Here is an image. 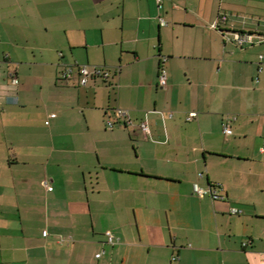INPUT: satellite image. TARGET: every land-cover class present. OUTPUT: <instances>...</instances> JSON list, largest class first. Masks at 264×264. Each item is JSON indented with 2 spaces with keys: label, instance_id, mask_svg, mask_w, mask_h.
<instances>
[{
  "label": "crops",
  "instance_id": "1",
  "mask_svg": "<svg viewBox=\"0 0 264 264\" xmlns=\"http://www.w3.org/2000/svg\"><path fill=\"white\" fill-rule=\"evenodd\" d=\"M175 1L0 0V264H264L261 13Z\"/></svg>",
  "mask_w": 264,
  "mask_h": 264
},
{
  "label": "built area",
  "instance_id": "2",
  "mask_svg": "<svg viewBox=\"0 0 264 264\" xmlns=\"http://www.w3.org/2000/svg\"><path fill=\"white\" fill-rule=\"evenodd\" d=\"M158 2L160 3L161 0H158ZM223 19H225V17H223ZM233 39L236 41L237 44L245 45V44L252 42L253 34L246 33V32H236V33H234ZM263 58H264L263 55H260V59L262 60ZM165 60L166 59L164 58L162 61L165 62ZM163 62L160 66L159 75H158V85L160 87H166L167 80H168V72H167V69L164 66ZM76 66H77V73H78L79 78H80V84H82V85L87 84V82L89 81L90 78L101 77L104 80H107L110 78V75H111L110 71L108 69H106L105 67H101V66L90 67L89 65H83V64H77ZM261 70H262V67L260 66V71ZM73 76H74V69L71 66H66L60 74V77L62 80H69ZM11 78H12V82L14 84L19 83V79L14 74L11 75ZM114 112L117 116V119L112 120L109 118L106 121V125L109 129L114 128L118 124L128 125V124L132 123V117H131L130 111L128 109H123V108L117 107L114 109ZM196 115H197L196 112H190L187 116V119L191 120ZM170 116H172V114H170ZM140 128L145 135H147L149 133V127H148L146 122H142L140 124ZM224 131L226 134L232 133V129L230 127H228L227 125L225 126ZM45 185L48 187L49 190L53 189L52 186L48 185L47 181H45ZM193 190H194V193L197 194L198 196H203V195L208 194V195L212 196L214 199L221 197L218 194L216 188H211V187L210 188H204L197 182L193 185ZM231 212L232 213H241L242 211L238 208H232ZM107 235H108V241L110 243H114L115 237L111 233V231H107ZM249 244H250V241H246L243 243L244 246H248ZM102 254H103V252H99L96 254V257L100 258L102 256Z\"/></svg>",
  "mask_w": 264,
  "mask_h": 264
},
{
  "label": "rangeland",
  "instance_id": "3",
  "mask_svg": "<svg viewBox=\"0 0 264 264\" xmlns=\"http://www.w3.org/2000/svg\"><path fill=\"white\" fill-rule=\"evenodd\" d=\"M191 2V1H200L203 5H208V7L211 6H217L219 3H223V5L232 10H248V12H251L252 9H255L257 12L261 13V16L258 17H251V15H248L246 17L242 16L241 19H239L236 15L231 16V25L234 24L235 21H239L242 23H248L255 25H264V0H176L175 4L179 6H184L185 3ZM161 3L162 0H161ZM225 16V20L227 19L228 14L226 12L223 13ZM223 18V17H222ZM254 18V19H253Z\"/></svg>",
  "mask_w": 264,
  "mask_h": 264
}]
</instances>
